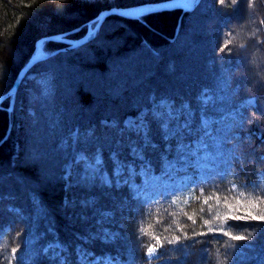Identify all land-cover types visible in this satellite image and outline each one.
Wrapping results in <instances>:
<instances>
[{
  "label": "trees",
  "instance_id": "obj_1",
  "mask_svg": "<svg viewBox=\"0 0 264 264\" xmlns=\"http://www.w3.org/2000/svg\"><path fill=\"white\" fill-rule=\"evenodd\" d=\"M164 1L0 0V95L40 38ZM65 45L0 107V264H149L153 244L150 264H264V0L111 15Z\"/></svg>",
  "mask_w": 264,
  "mask_h": 264
},
{
  "label": "water",
  "instance_id": "obj_2",
  "mask_svg": "<svg viewBox=\"0 0 264 264\" xmlns=\"http://www.w3.org/2000/svg\"><path fill=\"white\" fill-rule=\"evenodd\" d=\"M199 2L200 0H196L192 5H187L186 0H169V1H164V2L154 3L151 5L112 7V8L101 11L96 18L90 21L88 23V30L86 34L78 39H72L68 37L72 32L77 31L78 29L73 30L71 32L54 34V35H49V36L40 38L36 42V47H35V50L30 60L20 70L15 80L14 85L11 87V89L7 93L0 95V107L7 98L11 97L13 98V100H12L11 106L9 107V110H12L14 101L17 95V91L19 89L21 82L25 78V76L28 74V72L31 70V68L36 63L50 56V54L45 53L42 49V45L44 44L45 41H55V42H61V43L66 44V46L63 47L62 50L78 48L81 45L88 43L95 36L97 30L100 29L101 25L106 20V18L111 15H120L126 18H141L142 16H145L149 13L159 12V11H164V10L183 9L184 11H191L193 10L195 6L198 5Z\"/></svg>",
  "mask_w": 264,
  "mask_h": 264
},
{
  "label": "snow or ice",
  "instance_id": "obj_3",
  "mask_svg": "<svg viewBox=\"0 0 264 264\" xmlns=\"http://www.w3.org/2000/svg\"><path fill=\"white\" fill-rule=\"evenodd\" d=\"M225 2V0H219V3L220 4H223ZM233 4H235L237 2V0H232ZM139 134H142L143 137L144 136H147L150 140V137L148 136V134L146 132H143V130H141L139 132ZM205 203H207V201H205ZM235 219H246L247 217H234ZM253 220H256V221H261V222H264V216H261V215H256V216H252L251 217ZM189 219H192V217H189ZM205 223H208V221H205ZM235 239L237 240H243L245 239V237L243 236H236L234 237ZM157 240H159V237L156 238ZM177 240L180 239L179 236L176 237ZM88 257L91 259L89 253H88ZM144 257L146 258L147 261H149V264L151 262L152 259H157L159 258V253L157 252V249H156V245L153 244L151 247H148L144 253Z\"/></svg>",
  "mask_w": 264,
  "mask_h": 264
},
{
  "label": "rangeland",
  "instance_id": "obj_4",
  "mask_svg": "<svg viewBox=\"0 0 264 264\" xmlns=\"http://www.w3.org/2000/svg\"><path fill=\"white\" fill-rule=\"evenodd\" d=\"M10 51L12 52L13 50L10 49L9 52H10ZM43 51H44L45 53L48 54V52H47L46 50H43ZM26 76H27V75H26ZM26 76H25V77H26ZM23 80H24V79H23ZM22 82H23V81H22ZM22 82H21V83H22ZM22 91H23V90H22ZM17 93H18V91H17ZM12 100H13V98H12ZM11 102H12V101H11ZM34 131H37V130H32V133H31V130H30V128H29V129H27L26 134H27L28 136H29V135H32V134L34 133ZM35 133H36V132H35ZM37 133H38V132H37ZM30 139H32L31 136H30ZM104 264H109V263H108V262H105Z\"/></svg>",
  "mask_w": 264,
  "mask_h": 264
},
{
  "label": "bare ground",
  "instance_id": "obj_5",
  "mask_svg": "<svg viewBox=\"0 0 264 264\" xmlns=\"http://www.w3.org/2000/svg\"><path fill=\"white\" fill-rule=\"evenodd\" d=\"M196 0H186V4L187 5H192L194 2H195ZM196 7V6H195ZM194 7V8H195ZM193 8V9H194ZM174 10V9H173ZM183 10V9H182ZM184 11V10H183ZM184 12H187V11H184ZM143 17V16H142ZM133 19H139V18H133ZM98 31V30H97ZM66 46V45H65ZM42 49H43V45H42ZM68 50H70V49H68Z\"/></svg>",
  "mask_w": 264,
  "mask_h": 264
}]
</instances>
